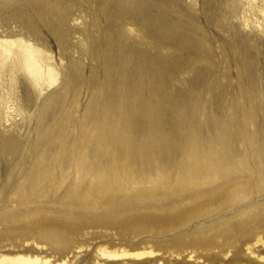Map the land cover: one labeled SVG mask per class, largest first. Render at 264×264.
<instances>
[{
  "label": "rangeland",
  "instance_id": "1",
  "mask_svg": "<svg viewBox=\"0 0 264 264\" xmlns=\"http://www.w3.org/2000/svg\"><path fill=\"white\" fill-rule=\"evenodd\" d=\"M0 38L57 74L0 64V257L264 264V0H0Z\"/></svg>",
  "mask_w": 264,
  "mask_h": 264
},
{
  "label": "bare ground",
  "instance_id": "2",
  "mask_svg": "<svg viewBox=\"0 0 264 264\" xmlns=\"http://www.w3.org/2000/svg\"><path fill=\"white\" fill-rule=\"evenodd\" d=\"M49 58V57H48ZM10 61L13 68L20 67L28 72L29 81L35 85H39L40 81L44 76H48L51 81L57 80V74L54 71L53 66L50 65L45 58L42 56V52L35 47V45L29 41H25L22 38L16 39H2L0 38V64H5ZM219 168V167H215ZM236 172H240L238 175L246 176L247 179H252L258 174L256 169L249 168V172H245L242 168H237ZM219 186L224 188L228 186L229 190L227 202L229 207L236 209L241 204L245 203L247 194L250 190L251 182L245 184L241 179L236 177L228 178L223 180ZM225 194V192L223 191ZM224 204V203H223ZM229 210V208H224ZM64 224L60 221H44L36 220L34 223L28 224L26 232L31 230L40 229L42 227L47 228L48 226H63ZM256 229L264 231V222H256L254 225ZM241 234L239 230H235L233 235L238 237ZM263 241L262 238L257 240L258 242ZM104 255L109 258L123 259L126 257H143L145 255H153V258H145L142 263H152L156 261V254L152 251L140 250V251H128V250H114L104 252ZM120 259V260H121ZM114 260V259H112ZM0 264H70L68 259L57 261L54 258L46 257L38 254H19L16 256L3 255L0 257ZM99 264H103L100 263ZM139 264V263H138Z\"/></svg>",
  "mask_w": 264,
  "mask_h": 264
}]
</instances>
